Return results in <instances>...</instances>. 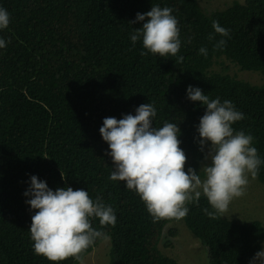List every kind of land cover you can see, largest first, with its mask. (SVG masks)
Segmentation results:
<instances>
[{
	"label": "trees",
	"instance_id": "trees-1",
	"mask_svg": "<svg viewBox=\"0 0 264 264\" xmlns=\"http://www.w3.org/2000/svg\"><path fill=\"white\" fill-rule=\"evenodd\" d=\"M152 6L173 9L183 62L141 55L142 39L133 45L131 35L142 22H130ZM0 8L10 16L8 28L0 30L8 42L0 49V264H52L35 254L30 237L35 213L23 193L33 175L53 191L82 189L113 208L115 226L91 220L109 239H97L82 257L97 248L107 264H181L160 245L166 237L164 247L171 246L179 234L175 225L182 224L202 247L206 264H249L264 242L261 222L212 219L202 195L187 205L183 220L153 223L141 198L124 182L110 180L114 165L99 129L104 118L135 115L151 103L153 126L177 124L185 171L199 173L210 164L203 159L209 146L199 150L196 131L206 108L188 100L186 90L200 88L243 113L232 127L253 137L262 161L255 180L264 185V0L233 1L211 11L197 0H0ZM214 20L228 37L215 34ZM220 39L226 45L217 50ZM201 47L207 56L199 54ZM224 61L236 71L214 68ZM243 72H252V79L238 75Z\"/></svg>",
	"mask_w": 264,
	"mask_h": 264
},
{
	"label": "clouds",
	"instance_id": "clouds-1",
	"mask_svg": "<svg viewBox=\"0 0 264 264\" xmlns=\"http://www.w3.org/2000/svg\"><path fill=\"white\" fill-rule=\"evenodd\" d=\"M169 7L152 6L143 14L137 13L130 23H141L131 35L133 45L142 39L146 52L160 57L178 56L181 47L178 21ZM10 16L0 8V30L8 28ZM215 34L228 37L229 30L212 22ZM208 39H214L209 35ZM0 38V49L7 46ZM226 40L214 45L222 50ZM207 48L199 54L207 56ZM178 56L177 63L183 62ZM187 99L199 102L206 110L199 120V150L203 153L208 145L199 173L188 168L187 157L178 139L180 129L176 123L165 122L162 127L153 126L156 108L151 103L141 104L135 115L127 114L117 120L103 119L99 129L102 140L107 143L114 165L110 180L125 183L144 203L153 223L161 220L180 221L186 218L189 204H198L203 195L212 211H203L212 219L223 216L231 202L246 195L249 176L255 179L262 163L257 149L252 146L253 137L236 131L233 124L244 119L230 100L222 103L219 98L210 99L200 88L191 85L186 90ZM201 173L203 176H201ZM30 197L25 202L34 215L29 229L35 254L45 257L52 264L73 258L83 264L82 254L97 239L108 240L103 231L93 228L91 220L98 219L101 227L115 226L116 216L111 206L100 198L93 201L87 191L71 187L48 188L45 181L30 177V186L23 193ZM264 264V250L257 252L249 264Z\"/></svg>",
	"mask_w": 264,
	"mask_h": 264
},
{
	"label": "rangeland",
	"instance_id": "rangeland-1",
	"mask_svg": "<svg viewBox=\"0 0 264 264\" xmlns=\"http://www.w3.org/2000/svg\"><path fill=\"white\" fill-rule=\"evenodd\" d=\"M233 1L242 2L243 0H197V3L203 11H211L222 9ZM224 67H227L229 71H236V67L226 61L223 62L222 66L217 64L214 68L221 70ZM240 74H242V78L245 77L247 79H252L253 75L252 72H243L238 75ZM222 217L234 219L241 223L258 220L264 227V185L249 176L246 195L234 199L229 205L228 211ZM175 227L178 228V236L171 240L172 245L169 247H164L163 241L167 239L164 237L160 250L181 264H206L202 247L189 234L184 225L178 224ZM261 250H264V242L262 243ZM107 262L108 257L101 249L93 248L90 253L83 256V264H107ZM75 264H81V262L77 261Z\"/></svg>",
	"mask_w": 264,
	"mask_h": 264
}]
</instances>
